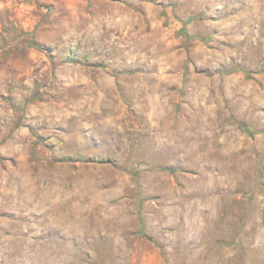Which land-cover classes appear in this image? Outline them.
I'll return each mask as SVG.
<instances>
[{
  "label": "rangeland",
  "instance_id": "obj_1",
  "mask_svg": "<svg viewBox=\"0 0 264 264\" xmlns=\"http://www.w3.org/2000/svg\"><path fill=\"white\" fill-rule=\"evenodd\" d=\"M0 264H264V0H0Z\"/></svg>",
  "mask_w": 264,
  "mask_h": 264
}]
</instances>
